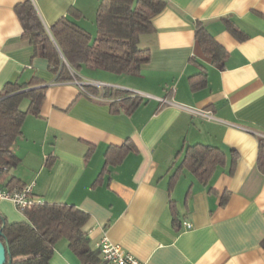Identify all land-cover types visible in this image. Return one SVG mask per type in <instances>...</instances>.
<instances>
[{
	"label": "crops",
	"instance_id": "crops-1",
	"mask_svg": "<svg viewBox=\"0 0 264 264\" xmlns=\"http://www.w3.org/2000/svg\"><path fill=\"white\" fill-rule=\"evenodd\" d=\"M24 1L0 0V93L12 81L46 88L12 145L20 162L7 177L33 183L44 201L83 209L94 246L107 235L147 264H264V0H165L154 29L141 34L151 55L139 72L85 65L65 81L23 37L16 5ZM31 1L49 32L69 16L93 35L97 14L114 4ZM197 21L228 52L223 63L204 52ZM201 72L207 82L193 89L190 77ZM195 143L225 153L207 182L181 164L180 150ZM126 145L105 168L107 151L115 159ZM0 211L26 219L10 200ZM62 239L52 264H83Z\"/></svg>",
	"mask_w": 264,
	"mask_h": 264
},
{
	"label": "trees",
	"instance_id": "trees-1",
	"mask_svg": "<svg viewBox=\"0 0 264 264\" xmlns=\"http://www.w3.org/2000/svg\"><path fill=\"white\" fill-rule=\"evenodd\" d=\"M112 1L110 11L96 16L95 36L69 16L58 19L49 32L31 0L17 4L16 11L24 26L23 37L49 60V70L59 81L74 78L70 67L78 72L85 65L119 74L139 72L151 55L148 47L140 45L141 34L154 29L152 19L164 9L166 1ZM196 37L207 55L215 62H224L228 52L200 21L196 23ZM190 82L193 89L204 86L207 73L192 75ZM40 84L42 81L38 79L28 83L12 81L0 93V183L9 189L24 184L7 175L20 162L12 145L23 133L25 116L40 112L46 88ZM24 99H29L27 108L22 107ZM141 101L140 97L126 100L127 111ZM115 150V159L112 147L107 151L105 168L108 163L121 160L130 147ZM181 152L182 166L203 182L225 161L221 148L205 143L188 145ZM258 166L264 172V137L261 136ZM21 211L26 219L19 221H9L0 211V240L8 247L5 264H52L55 243L62 238H66L69 248L83 264H108L85 229L89 214L83 209L66 202L43 201Z\"/></svg>",
	"mask_w": 264,
	"mask_h": 264
},
{
	"label": "built area",
	"instance_id": "built-area-1",
	"mask_svg": "<svg viewBox=\"0 0 264 264\" xmlns=\"http://www.w3.org/2000/svg\"><path fill=\"white\" fill-rule=\"evenodd\" d=\"M10 200L19 209L30 207L44 200L36 197L33 192V183H25L19 187L9 189L0 183V201ZM188 228L192 224L185 222ZM96 247L100 249L102 258L108 264H147L120 244L114 243L107 235H104L97 243Z\"/></svg>",
	"mask_w": 264,
	"mask_h": 264
},
{
	"label": "water",
	"instance_id": "water-1",
	"mask_svg": "<svg viewBox=\"0 0 264 264\" xmlns=\"http://www.w3.org/2000/svg\"><path fill=\"white\" fill-rule=\"evenodd\" d=\"M7 251H8L7 243H4L3 241L0 240V264H5L7 258Z\"/></svg>",
	"mask_w": 264,
	"mask_h": 264
},
{
	"label": "rangeland",
	"instance_id": "rangeland-1",
	"mask_svg": "<svg viewBox=\"0 0 264 264\" xmlns=\"http://www.w3.org/2000/svg\"><path fill=\"white\" fill-rule=\"evenodd\" d=\"M95 34H96V33H94V36H95ZM69 67H70V66H69ZM70 70H71V72H72L74 75L76 74V72H75V71H73V69H72L71 67H70ZM23 106H25V105H23ZM62 240H63V241H65V240H66V238H63Z\"/></svg>",
	"mask_w": 264,
	"mask_h": 264
}]
</instances>
